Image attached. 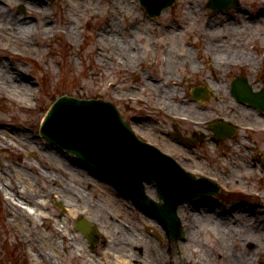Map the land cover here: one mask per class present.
<instances>
[{
    "label": "rangeland",
    "instance_id": "1",
    "mask_svg": "<svg viewBox=\"0 0 264 264\" xmlns=\"http://www.w3.org/2000/svg\"><path fill=\"white\" fill-rule=\"evenodd\" d=\"M3 2L0 264H130L133 252L139 264H264L263 234L260 244L237 241L234 250L240 256L230 261V249L216 239L222 232L216 227L207 233L198 230L187 242L192 219L179 211L186 239L172 241L151 212L40 133L60 97L99 99L115 104L139 138L172 151L173 122L163 104L171 111L176 105L202 115L203 107L189 98L190 89L203 82L220 89L239 75L242 63L249 69L243 73L262 77L264 84V0H237L239 7L229 11L209 9L210 0H176L158 18L149 17L139 0ZM32 3L37 5L31 8ZM11 17L31 27L20 30ZM106 24L112 28L103 37ZM21 80L32 90H20ZM210 103L207 108L213 109L217 102ZM149 187L154 191L149 196L157 199L155 184ZM27 196L42 202L39 212ZM247 198L241 200L250 210L237 216V237L251 228L264 232V200ZM10 199L31 217L21 221ZM206 201L181 206L199 214ZM81 218L97 227V243L89 239L92 227L87 235L77 229ZM203 223L212 226L207 219ZM247 232L243 234H251ZM141 245L145 250L140 255L134 249Z\"/></svg>",
    "mask_w": 264,
    "mask_h": 264
},
{
    "label": "flooded vegetation",
    "instance_id": "2",
    "mask_svg": "<svg viewBox=\"0 0 264 264\" xmlns=\"http://www.w3.org/2000/svg\"><path fill=\"white\" fill-rule=\"evenodd\" d=\"M247 64L242 63L239 75L230 81L227 80L226 86L220 89L219 87L216 89L209 82L196 84L190 89L189 98L191 102L203 107V110H200L202 115L181 111L176 105L172 106L174 111H171L163 104L162 111L171 113L173 122L172 151H164L155 140L149 142L171 155L192 178L207 181V195L193 202L207 200V204L201 205L200 209L207 205L214 206L220 210V218H225L227 224L230 219L233 223L236 222L231 225L236 227L231 236L240 228L237 216L239 217L244 210H247L246 212L250 210L241 198L258 197L264 200V193H259L260 188H264V174H258V168L264 172V84L262 77H251L243 73L249 70L244 66ZM165 74H168V71ZM173 83L179 86L178 83ZM213 99L217 102L214 104L215 107L207 108ZM200 163L203 165L196 166ZM214 166H218L220 171H216ZM157 222L163 226L159 220ZM190 224V227L195 225L193 221ZM203 224L201 222L198 233L202 230L207 233L211 231L210 227L213 229L215 227L214 225L204 227ZM219 236L220 238L216 239L221 244L226 236L224 237L222 232ZM237 236L236 234L232 236L234 243L245 240L241 238V233L240 237ZM196 237L197 234L192 239ZM170 239L174 241L171 236ZM97 242L95 235L93 243ZM144 250L142 245L134 249L140 255ZM136 263L139 264V261L136 260Z\"/></svg>",
    "mask_w": 264,
    "mask_h": 264
},
{
    "label": "water",
    "instance_id": "3",
    "mask_svg": "<svg viewBox=\"0 0 264 264\" xmlns=\"http://www.w3.org/2000/svg\"><path fill=\"white\" fill-rule=\"evenodd\" d=\"M56 2L57 0H49ZM176 0H140L151 18H158ZM236 0H210L208 8L230 10ZM50 143L74 154L97 169L136 204L151 211L171 237H184L178 209L207 195V181L192 178L169 155L141 140L111 102L62 96L51 106L40 129ZM154 183L158 200L149 196L147 185ZM91 222L80 219L77 228L91 229ZM97 227L89 235H98Z\"/></svg>",
    "mask_w": 264,
    "mask_h": 264
},
{
    "label": "bare ground",
    "instance_id": "4",
    "mask_svg": "<svg viewBox=\"0 0 264 264\" xmlns=\"http://www.w3.org/2000/svg\"><path fill=\"white\" fill-rule=\"evenodd\" d=\"M4 0H0V2H2V3H4L3 2ZM9 1V0H8ZM3 5V4H2ZM37 4L36 3H32L31 4V8L32 7H35ZM4 14H6V9H4V7L3 6H0V18L1 17H3V15ZM11 20H14L15 21V23H13L16 27H18V28H20V30L22 29V30H25V31H27V29L28 28H30L31 27V25H24V24H22L18 19H16V18H12L11 17ZM111 28H112V26L110 25V24H106V27L102 30V32H103V37L104 36H108V34L111 32ZM27 33V32H26ZM164 40V39H163ZM165 41V40H164ZM111 42H113L114 43V41H111ZM118 46V45H117ZM18 72H19V70H18ZM9 76V75H8ZM18 84H19V89L20 90H23V92L24 93H28V91H31L32 89H31V87L29 86V85H27V84H24V81L23 80H21V81H19L18 82ZM147 192H148V194H151V195H153V193H154V191L153 190H151L150 189V187L149 188H147ZM28 193V192H27ZM29 196V195H28ZM27 196V198H26V201H28V202H30V203H32V205H33V207H34V209H35V211L36 212H39V209H41V206H42V202H40V201H37V200H35V199H32V198H30V197H28ZM20 197V199H24V198H22L21 196H19ZM9 203L11 204H13L14 206H15V208H13L14 209V211H15V213H17V214H19V217H20V220L21 221H24L25 219H29L30 217H31V214L32 213H30L29 211H27L26 209H24L22 206H17V205H15L13 202H12V199H10L9 200ZM184 206H181V207H179V213L181 212V213H183V216H189V217H191V219H192V221L195 223V225H193V227L191 226V228H190V232H191V235H190V237L188 238V240H187V242L188 241H190V239H192L193 237H195L196 236V234H197V231L200 229V227H201V222H204V220L205 219H207V221H209L210 222V224L211 225H214L218 230H221L222 231V235L225 237L226 236V239H224V241L221 243V244H225V245H227L228 247V250L230 249V251L227 253V254H229L230 253V256H231V259H230V261L232 260H237L236 258H239V256L240 255H238L237 253L238 252H236L235 250H234V247L235 248H237L238 247V244L236 245V243H234V241H232L231 243H230V234H231V232L232 231H235L236 230V227L234 228L233 226H231V225H229V224H227V221L225 220V218H220V213H219V209L218 208H216V207H212L211 205H207L206 206V208H205V212H202V211H200V213L199 214H196L195 212H192V213H190V212H187L184 208H183ZM203 209V208H202ZM191 211V210H190ZM36 212H34V214H36ZM206 213V214H205ZM37 215H39V214H37ZM181 215V214H180ZM200 215V216H199ZM188 217V218H189ZM232 228V229H231ZM251 229L253 230V231H251ZM251 229H246L247 231H244L245 233L247 232V233H251L250 235H244L243 233L244 232H242L241 231V235H242V238H244L245 240H249V239H252V240H255V241H257L259 244L260 243H262L261 242V240H260V234H263V236H264V232H263V230L262 229H253V228H251ZM264 229V228H263ZM262 230V231H261ZM256 231V232H255ZM84 234H88L87 232H83ZM253 235L255 236V239H254V237H253ZM220 244V245H221ZM206 249V248H205ZM204 249V251H205V254L206 255H209V257L211 258L212 257V253L211 252H208L207 251V249L205 250ZM258 250H259V248H258ZM232 252V253H231ZM48 256L50 257V259H52V254L51 253H49L48 254ZM133 257L132 258H130V259H128V263H130V264H137L136 263V260H137V256H136V254H133L132 255ZM234 258V259H233ZM230 263V262H229Z\"/></svg>",
    "mask_w": 264,
    "mask_h": 264
}]
</instances>
